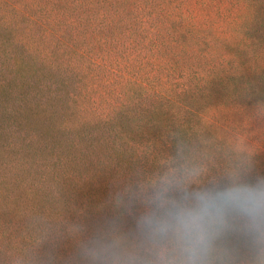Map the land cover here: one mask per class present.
<instances>
[{"label": "trees", "instance_id": "1", "mask_svg": "<svg viewBox=\"0 0 264 264\" xmlns=\"http://www.w3.org/2000/svg\"><path fill=\"white\" fill-rule=\"evenodd\" d=\"M187 3L16 0V32L0 14V264H79L70 227L113 218L110 197L130 179L178 153L210 176L234 158L209 113L242 75L247 42ZM32 23L54 37L49 50L25 30ZM91 68L104 104L86 107Z\"/></svg>", "mask_w": 264, "mask_h": 264}, {"label": "clouds", "instance_id": "2", "mask_svg": "<svg viewBox=\"0 0 264 264\" xmlns=\"http://www.w3.org/2000/svg\"><path fill=\"white\" fill-rule=\"evenodd\" d=\"M234 151L218 176L178 153L117 188L113 218L70 227L79 264H264V175L250 178V148Z\"/></svg>", "mask_w": 264, "mask_h": 264}, {"label": "rangeland", "instance_id": "3", "mask_svg": "<svg viewBox=\"0 0 264 264\" xmlns=\"http://www.w3.org/2000/svg\"><path fill=\"white\" fill-rule=\"evenodd\" d=\"M188 1L187 4L203 13L204 18L201 19L207 24L221 28L227 36L233 35L231 38L237 33L247 42V46L241 47L237 55L242 75L225 89L215 92L213 101L217 103H213L215 110L209 116L214 119L217 132L224 131V138L229 144L237 146L242 142L244 147L254 152V166L259 171L258 174L264 175V70L261 67L264 66V0ZM14 4L16 0H0V14L14 20L16 32ZM180 6L182 7V3ZM186 7L183 5V8ZM22 27H25L23 21ZM25 30L32 34L44 52L53 46L54 37L49 33L41 34L39 24L32 23ZM10 46L16 49V44ZM225 50L232 51L229 48ZM59 53L57 50L54 52L55 56ZM88 72L79 100L83 106L89 107L94 101L98 102L99 98L102 101L98 104L103 105L100 89L89 81L92 78L90 75H95L94 68ZM222 102H226V105L216 106ZM231 102H238L239 107L233 106ZM224 124H227L226 127Z\"/></svg>", "mask_w": 264, "mask_h": 264}]
</instances>
